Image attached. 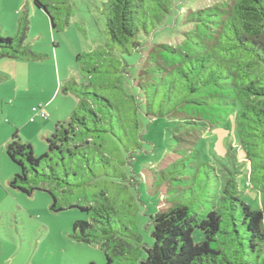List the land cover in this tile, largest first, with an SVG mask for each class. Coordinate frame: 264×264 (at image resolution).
<instances>
[{
	"label": "trees",
	"instance_id": "obj_1",
	"mask_svg": "<svg viewBox=\"0 0 264 264\" xmlns=\"http://www.w3.org/2000/svg\"><path fill=\"white\" fill-rule=\"evenodd\" d=\"M174 1L102 0L107 43L77 54L78 76L61 87L63 94L77 98L76 109L45 137L47 152L40 156L13 133L6 155L18 170L8 186L27 196L47 193L53 213L76 209L86 214L89 220L75 221L69 237L99 245L105 264H264V0H221L187 9L182 22L190 28L181 33V43L148 48L133 79L137 94L130 95L123 88L124 58L141 53L139 36L159 26ZM31 3L48 16L53 30L68 26L69 0ZM26 9L18 34L0 37V59L34 62L49 56L33 52L24 42ZM138 111L147 118L167 120L178 157L169 166L182 163L172 172L176 184L167 188V193H174L166 200L170 206L151 217V246L142 244L135 231V213L121 216L116 200L106 191H88L103 178H124L116 169L106 168L111 161L123 164L121 151L129 154L138 148L133 140ZM229 117L234 120L248 181L263 194L259 209L239 199L236 176L227 170L220 183L215 169L200 162L192 148L199 134L212 126L223 127ZM97 163L104 166L99 173ZM192 164L195 170L190 173ZM199 168L206 174L207 169L212 171L215 190L221 188L218 206L212 193L208 211L181 202L184 193H193ZM196 230L202 234L200 241L193 238Z\"/></svg>",
	"mask_w": 264,
	"mask_h": 264
},
{
	"label": "rangeland",
	"instance_id": "obj_2",
	"mask_svg": "<svg viewBox=\"0 0 264 264\" xmlns=\"http://www.w3.org/2000/svg\"><path fill=\"white\" fill-rule=\"evenodd\" d=\"M220 1L175 0L162 23L155 29L150 28L147 35L141 33L139 36L141 53L133 52L131 56L124 58L125 91L130 95L137 94L133 79L137 77L143 54L149 47L158 43L173 46L181 43V33L190 28L182 22V15L187 9L197 10ZM101 2L102 0H69L72 17L68 26L60 31L51 28L49 18L42 10L32 8L31 0H0V37H14L18 34L20 19L25 13L23 8L27 7L28 29L24 42L33 52L49 55L42 61L34 62L0 59V145L4 139L9 140L16 132L15 129H18V136L19 130L22 131L19 138L33 146L35 156L47 152L45 137L55 127L51 116L54 118L58 113H66L61 118L64 121L69 116L67 113L77 107L75 96L61 92L65 80L78 76L75 56L103 48L107 43L105 20L100 11ZM14 64L28 67L30 77L28 87L20 90L17 98H13L14 90L8 76ZM20 72L21 69H18V74ZM57 76L60 80H57ZM56 87H59V95L52 98ZM51 98V116L45 107L47 119L35 118L34 122H30L34 118L32 109L45 106ZM141 108L143 109L142 106ZM137 119L139 128L137 137L133 140L138 148H133L129 154L121 151L123 164L111 161V167L106 168L109 172L116 169L124 178H103L104 182L90 187L88 191L91 194L106 191L109 197L116 200L121 216L129 211L135 213L132 218L135 231L142 244L151 246V217L158 210H166L170 206L166 200L174 193H167V188H173L172 184H176V181L171 180L175 175L172 172L182 167V163L169 166L178 157L173 153L176 146L171 139L173 129L166 119L147 118L142 111H138ZM12 125L16 126L13 128ZM192 148L198 152L200 162L215 169L214 173L220 183H224V174L226 175L227 170L230 171L237 177L239 199L252 209L261 208L263 194L248 181V168L236 139L233 117H229L223 127L212 126L205 133L199 134ZM93 155L98 157L97 153ZM189 161L186 158L184 163ZM95 168L98 173L104 170L101 163H97ZM199 169L195 172L197 178L192 185L193 193H184L181 202L191 203L198 210L208 211L212 193L216 194L215 207L218 206L221 188L215 190L216 181L212 171L207 169L206 174L204 168ZM17 170L7 157L5 146L0 147V264H105L99 245L77 243L69 237L73 223L88 221L89 217L76 209L51 212L49 206L52 200L45 192L36 191L32 196H27L11 189L7 181ZM194 170L193 164L188 166V172ZM193 238L200 241L201 232L194 231Z\"/></svg>",
	"mask_w": 264,
	"mask_h": 264
},
{
	"label": "crops",
	"instance_id": "obj_3",
	"mask_svg": "<svg viewBox=\"0 0 264 264\" xmlns=\"http://www.w3.org/2000/svg\"><path fill=\"white\" fill-rule=\"evenodd\" d=\"M4 60H6L7 61V59H4ZM5 61V63H6V65H7V62ZM17 64V63H16ZM16 64H14V67L12 68V71H9V74L10 75H8V74H6V75H8L9 77H10V83H11V87H12V89L14 90L13 91V98L15 97V98H17L18 97V92L20 91V90H22V89H25V88H27L28 87V85H29V83H30V77H29V69H27L28 67H26V66H24L23 64H21V65H23V66H16ZM7 67V66H6ZM18 69H21V72L18 74ZM56 69V68H55ZM56 71H57V69H56ZM12 72V73H11ZM56 75H57V73H56ZM7 78V77H6ZM57 80H60V78L57 76ZM6 82L8 83V80H6ZM57 84H59V83H57ZM59 87H56V90H55V92H54V94H53V96H52V98H57L58 97V95H59ZM66 95H71V94H66ZM74 97V96H73ZM52 98L51 99H49L47 102H46V104H45V106H40L39 108L45 113V107H46V109H48V113H49V115L51 116V114L53 113V111L51 110V111H49V108H50V106H51V104H52ZM64 100L66 99V98H63ZM77 99V98H76ZM76 104H77V102H76ZM34 113V112H33ZM66 113H63V114H57L58 116H56V117H52L51 116V122L53 121V123H55V125H56V123L57 122H59V121H63L61 118H63L62 116H66L65 115ZM67 114H70V113H67ZM34 118H33V121H30V122H34V120H35V118H39V119H41L40 117H39V115L38 114H36V113H34ZM47 119V115H46V118L45 119H41V120H46ZM50 121V120H49ZM11 122V121H10ZM54 125V126H55ZM14 126H16V125H12V127L14 128ZM16 130V132H18L17 130L18 129H15ZM13 131V130H12ZM22 134V131L21 130H19V136H22L21 135ZM22 138H24V137H22ZM7 141H8V139L6 138V139H4V141H2V143H1V145H0V147H2V146H5V148H6V143H7ZM1 177V176H0ZM9 180V179H8ZM8 182V181H7Z\"/></svg>",
	"mask_w": 264,
	"mask_h": 264
},
{
	"label": "built area",
	"instance_id": "obj_4",
	"mask_svg": "<svg viewBox=\"0 0 264 264\" xmlns=\"http://www.w3.org/2000/svg\"><path fill=\"white\" fill-rule=\"evenodd\" d=\"M32 111L38 114L41 119L46 118V114L40 108H33ZM30 121H33V118H31Z\"/></svg>",
	"mask_w": 264,
	"mask_h": 264
}]
</instances>
